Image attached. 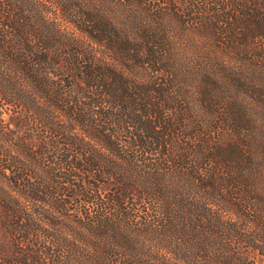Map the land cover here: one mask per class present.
Wrapping results in <instances>:
<instances>
[{
    "label": "trees",
    "instance_id": "16d2710c",
    "mask_svg": "<svg viewBox=\"0 0 264 264\" xmlns=\"http://www.w3.org/2000/svg\"><path fill=\"white\" fill-rule=\"evenodd\" d=\"M0 264H264V0H0Z\"/></svg>",
    "mask_w": 264,
    "mask_h": 264
}]
</instances>
